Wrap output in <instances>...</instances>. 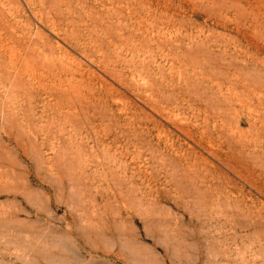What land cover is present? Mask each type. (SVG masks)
Masks as SVG:
<instances>
[{
  "label": "rangeland",
  "instance_id": "1",
  "mask_svg": "<svg viewBox=\"0 0 264 264\" xmlns=\"http://www.w3.org/2000/svg\"><path fill=\"white\" fill-rule=\"evenodd\" d=\"M0 264H264V0H0Z\"/></svg>",
  "mask_w": 264,
  "mask_h": 264
}]
</instances>
